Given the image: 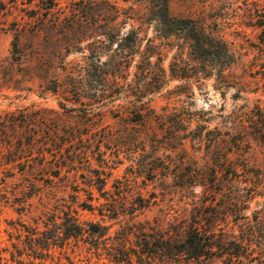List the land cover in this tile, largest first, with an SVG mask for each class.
I'll return each instance as SVG.
<instances>
[{"label":"rangeland","instance_id":"rangeland-1","mask_svg":"<svg viewBox=\"0 0 264 264\" xmlns=\"http://www.w3.org/2000/svg\"><path fill=\"white\" fill-rule=\"evenodd\" d=\"M170 10L228 43L224 76L178 61L182 39L160 37L133 0H0V113L24 114L29 161L52 165L16 166L0 184V264H131L119 247L141 264L143 233L183 239L193 225L230 252L181 264H264V0ZM134 27L142 48L160 43L151 63L134 52ZM120 63L118 82L102 80ZM65 211L83 233L66 235Z\"/></svg>","mask_w":264,"mask_h":264},{"label":"trees","instance_id":"trees-1","mask_svg":"<svg viewBox=\"0 0 264 264\" xmlns=\"http://www.w3.org/2000/svg\"><path fill=\"white\" fill-rule=\"evenodd\" d=\"M133 1L146 9L145 21L156 23L160 37L169 38L177 35L179 39H182L181 44L178 45V61H184L185 65H189L190 60H196L199 65L198 72L203 73V77L212 74H216L218 77L224 76V70L230 65V61L227 59V56L230 55V47L227 42L209 34L205 26L195 18L174 15L170 10V0ZM113 6L115 7L114 18L123 17L121 24L126 22V17H131L127 14L126 9L128 8L115 4ZM129 8L133 9L132 6ZM120 32L121 27L115 32V36L119 35ZM140 32L139 28L134 27L127 37L131 40L134 52L143 58L142 61L146 60L147 63H151L154 53L159 52L155 50L160 48V43L150 40L148 46L142 48L144 36ZM127 37H120L121 41ZM121 47H124L123 42H121ZM186 49L190 55L189 59L183 57ZM222 50L226 55L222 54ZM121 64L115 67L113 71H104L102 80L118 82V78L124 72ZM109 73L112 78H109ZM23 118L24 114L14 111L0 113V184L6 182L7 176L15 175L16 172L13 168L16 166L22 175H25L27 171L45 172L47 170L49 175L52 174V165L46 164L45 160L39 161V163L29 161V156L33 155L35 138L29 139L28 142L23 140V135L20 132V124ZM40 154L42 155L41 158L45 159V147H42ZM48 178L52 179L50 176ZM85 206L88 209L95 208L92 203H84ZM63 224L66 225V235L83 233L84 227L70 211H65ZM89 224L92 226L90 227L91 232L105 234L102 229L106 226L95 222H89ZM251 233L253 234V232ZM141 240L140 248L135 251L141 264H181L182 257L188 258L190 262L203 257L212 261V257L230 252L227 244L219 240L214 231H204L194 225L190 227L183 239L173 238L166 236L161 231H155L152 234L143 233ZM119 250L120 253L114 255L116 260H127L131 264L134 263L130 250L125 247H119ZM12 255L15 256L14 253Z\"/></svg>","mask_w":264,"mask_h":264}]
</instances>
